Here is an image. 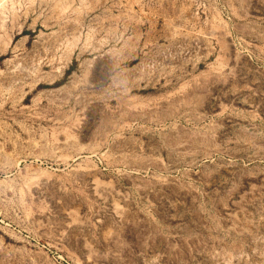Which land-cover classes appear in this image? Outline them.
Masks as SVG:
<instances>
[{"label":"rangeland","instance_id":"rangeland-1","mask_svg":"<svg viewBox=\"0 0 264 264\" xmlns=\"http://www.w3.org/2000/svg\"><path fill=\"white\" fill-rule=\"evenodd\" d=\"M0 264H264V0H0Z\"/></svg>","mask_w":264,"mask_h":264},{"label":"bare ground","instance_id":"bare-ground-1","mask_svg":"<svg viewBox=\"0 0 264 264\" xmlns=\"http://www.w3.org/2000/svg\"><path fill=\"white\" fill-rule=\"evenodd\" d=\"M118 210V209H117ZM120 214V213H119Z\"/></svg>","mask_w":264,"mask_h":264}]
</instances>
